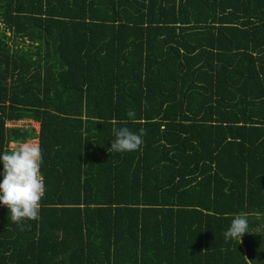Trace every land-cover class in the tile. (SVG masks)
Masks as SVG:
<instances>
[{
	"label": "trees",
	"instance_id": "trees-1",
	"mask_svg": "<svg viewBox=\"0 0 264 264\" xmlns=\"http://www.w3.org/2000/svg\"><path fill=\"white\" fill-rule=\"evenodd\" d=\"M31 139L39 219L0 205V264H264V0H0V154Z\"/></svg>",
	"mask_w": 264,
	"mask_h": 264
},
{
	"label": "clouds",
	"instance_id": "clouds-1",
	"mask_svg": "<svg viewBox=\"0 0 264 264\" xmlns=\"http://www.w3.org/2000/svg\"><path fill=\"white\" fill-rule=\"evenodd\" d=\"M126 115L136 122L134 110H129ZM112 123L118 121L113 120ZM112 131L115 139L110 149L113 152L139 150L146 135L144 128L133 132L127 127H114ZM42 163L43 150L38 143L21 142L0 154V205L7 207L10 219L15 224L39 219L40 201L45 194L44 177L40 171ZM246 232H249L247 214L239 213L231 219L223 235L226 241L232 239L240 242Z\"/></svg>",
	"mask_w": 264,
	"mask_h": 264
},
{
	"label": "built area",
	"instance_id": "built-area-1",
	"mask_svg": "<svg viewBox=\"0 0 264 264\" xmlns=\"http://www.w3.org/2000/svg\"><path fill=\"white\" fill-rule=\"evenodd\" d=\"M22 121H24L25 123L24 124H22L21 122ZM27 123H30V121H28V120H19V121H16L15 123H12V124H8V125H6L7 127H13V128H24V127H26L25 125L27 124ZM15 124V125H14ZM31 126H33L35 129H37V124H35V123H31ZM26 142H32V143H37V141L35 140V139H31V140H27Z\"/></svg>",
	"mask_w": 264,
	"mask_h": 264
},
{
	"label": "rangeland",
	"instance_id": "rangeland-1",
	"mask_svg": "<svg viewBox=\"0 0 264 264\" xmlns=\"http://www.w3.org/2000/svg\"><path fill=\"white\" fill-rule=\"evenodd\" d=\"M21 123H22V124H24L25 122H24V121H22ZM6 125H8V123H6ZM14 125H15V124H14Z\"/></svg>",
	"mask_w": 264,
	"mask_h": 264
}]
</instances>
